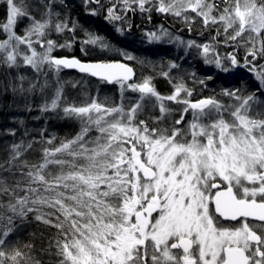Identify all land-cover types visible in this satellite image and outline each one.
<instances>
[{
    "label": "snow or ice",
    "instance_id": "1",
    "mask_svg": "<svg viewBox=\"0 0 264 264\" xmlns=\"http://www.w3.org/2000/svg\"><path fill=\"white\" fill-rule=\"evenodd\" d=\"M5 3L7 19L0 25V31L7 38L0 41V65L19 68L22 60L37 78L52 72L59 74L62 68H75L119 84L122 98L125 90L139 93V98L127 108L123 102L108 106L98 98H91L81 106L63 107L66 117L80 122V130L58 147L43 148L39 163L30 164L23 159L32 149L33 141L12 144L0 170L10 172L15 168L26 182L17 180L14 186H9L0 179V197H9L7 203L0 202V264H21L25 258L18 248L11 254L5 248L15 231V220L23 221L34 211L40 213L35 217L37 220L56 228L63 236V240L56 242L57 255L62 257L59 264H264V234L257 231L264 229V118H261L264 113L252 115L258 102L256 95L241 96L239 89H224L221 95L235 103H222L215 96L193 101L190 99L193 90L181 80L173 84L170 95L164 96L152 85L151 77L134 82L133 68L126 63H83L75 58H58L52 55L54 50L70 47L71 43L58 44L47 38L51 19L37 21L15 0ZM53 3L54 0H45L43 4L49 9L45 13L49 18L54 15ZM83 3L86 10L91 5L97 6L90 9L91 15L106 9L105 19L109 21H124L128 12L138 9L141 13L155 10L183 17L191 25L194 17L186 15L190 11L202 18L205 28L222 25L226 44L237 42L246 32L255 33L245 42L252 47L243 65L234 53L225 58L217 54L210 59L209 44L189 41L188 47L201 48L205 63H215L222 71L228 70L223 59L230 60L234 67L251 65L249 71H254L264 86V71H257L247 59L264 58V2L83 0ZM21 17L31 21L24 36L14 31ZM54 28L57 33H74L76 25L58 20ZM220 34L218 27L217 36ZM147 35L150 41L161 39L155 32ZM83 43L107 47L102 37L93 34H88ZM36 44L44 50L38 52ZM21 45L26 46L27 52L21 50ZM123 55L127 60L135 59L127 53ZM169 67L178 65L170 63ZM162 75L167 78L169 73ZM19 80L18 88L12 86L14 92H34L39 87L42 93L48 87L45 79L39 85L29 82L24 89L25 77L20 76ZM62 92L63 86L58 82L55 97L50 104L45 102L41 111H56ZM165 101L184 105L171 129L149 127L146 120L139 119L146 104L152 103L153 107L158 105L160 113L153 120L157 124L165 121L171 112ZM189 113L191 120L185 131L183 125ZM54 139H47L46 144L51 145ZM53 166L58 169L55 174L50 171ZM19 192L24 195H18ZM36 205L51 211L41 212ZM249 220L262 223L250 224ZM224 221H235L239 226L225 225Z\"/></svg>",
    "mask_w": 264,
    "mask_h": 264
},
{
    "label": "rangeland",
    "instance_id": "2",
    "mask_svg": "<svg viewBox=\"0 0 264 264\" xmlns=\"http://www.w3.org/2000/svg\"><path fill=\"white\" fill-rule=\"evenodd\" d=\"M62 0H54L53 4L58 5V2ZM18 6L25 7L26 10L29 12V14L37 21L43 22L44 20H47L45 16L46 7H44V11L39 12V8L43 7V4L45 0H23V3H21V0H15ZM70 3L77 4L78 2L81 3L82 6H85L83 3V0H69ZM103 2H107V0H103ZM230 2H233V0H230ZM260 2V1H258ZM217 3H220V0H217ZM38 6H37V5ZM28 6V7H27ZM224 5L221 4V7ZM7 7V4H6ZM31 7V8H30ZM96 5L89 6V9L96 8ZM135 7V5H133ZM49 10V9H48ZM47 10V11H48ZM52 10V9H51ZM106 9L100 11V14L95 15L97 16L96 19L99 20V18L103 19L105 18ZM87 14H90L89 12H86ZM117 14H121V12H118ZM91 15V14H90ZM129 15L134 20L144 18V21H141V24L136 25L133 21L132 26L127 29V26L124 28V33L127 34V37H123L121 31H117V36L119 37V42L125 45V43L129 46H132V52L127 53L131 56H133L135 59H132L134 62L138 63L141 62L148 67H151L149 69V72H142L141 70V64H139V72L138 75L140 77L139 81L142 82L143 79L147 78L148 74L155 73L153 69L157 67L164 68L167 73H169V76L164 78L166 80L159 81L157 79L152 78V85L155 87L158 93L161 95L167 96L170 95L173 91V84L178 83L181 80L185 83V85L188 88L195 89H202V88H208L210 91L213 92H207L211 96H215L218 100H220L222 103H235L234 101H230L228 97L221 95L222 90L229 89V90H237L239 89V94L241 96H248L250 94H255L258 98L257 105L254 106L252 115H255L256 112L264 113V95H261V92H264V86L260 84V81L256 77V73L254 71H249V65L248 67L240 66V67H234L231 64V61L228 59H223V66L227 68V71H222L221 69L217 68L215 63H205V58L202 54V49L197 47H188V42L193 41L197 45H204L209 44L211 46V50L209 52V58L214 59L217 54L221 58H225L228 56L230 52V48H228L226 43H224L225 36L223 34V26H209L208 28H205L203 24V20L200 17H196L195 13L187 12L186 15L189 17H194V20L192 21L191 25L186 23L183 19V17H176L171 14H162L158 13L155 10L151 12H144L141 13L138 9L135 12H128L127 17L130 20ZM94 16V15H92ZM23 18V19H22ZM7 19V16H6ZM23 20V23H18L19 20ZM129 20H125V22H128ZM6 22V21H5ZM116 21H110L109 23L113 24ZM31 21L26 17H21L17 19V24L14 27V31L17 35L24 36L26 34V29L29 27ZM220 29L221 34L217 36V29ZM193 29L196 33H193ZM155 32L158 35H161V39L159 41H150L148 38V33ZM162 32H167V35H162ZM190 33V34H188ZM193 33V34H192ZM59 33L55 31V28L53 26V30L51 28L48 29V35L47 38L53 39L58 44H65L63 42L62 38H59ZM197 34V35H194ZM3 38L0 39V41L7 38V34L3 32ZM249 36H255V33H249L246 32L242 38H239L237 42H230L229 45H232L233 48L235 47L234 44H236V47L238 49L239 54H241V58L239 62L243 61L245 59L246 53L249 48L252 47L250 43L246 44L245 42L248 40ZM213 37H216V39H213ZM262 37H264V33H262ZM35 39V37H33ZM125 42V43H124ZM36 50L38 52H42L44 49L39 45H34ZM257 47H259V42L257 41ZM70 47H57L52 55L57 56V53H60L64 50H67ZM101 48V47H98ZM169 49V53L166 52V49ZM21 50L24 52H27V48L25 45H21ZM128 51V50H127ZM164 51V52H163ZM242 52V53H241ZM30 54V52L28 53ZM125 57V56H124ZM247 59L251 60L253 64L256 66L257 71H264V68L261 66H264V58H257L256 60H252L251 56H248ZM127 60V59H125ZM130 60V61H132ZM165 61V63H164ZM167 61V62H166ZM167 63V64H166ZM175 63L178 65L177 68H170L169 64ZM258 63V64H257ZM244 63L240 64L243 65ZM6 69H9L5 66H3ZM22 67V68H21ZM23 64V61H20V67L21 69L26 68ZM31 69L30 67H28ZM63 69V68H62ZM32 70V69H31ZM9 71H12L9 69ZM34 71V70H32ZM45 71H48L47 68H45ZM214 71V75H212V72ZM79 75H82L80 80L84 83L89 84L91 87H86L85 89H79V98H76L74 96L70 97V101L68 103L67 97L64 95L63 101H60V107L56 111H47L44 112L46 119H44V122L42 121V124L44 127H47V125L50 123V121H53L52 123H64L67 124V127H65V130L68 129L67 132H70V136L67 139L73 138L76 133L80 130V122L74 118L66 117L63 113V107L75 104L77 106L84 105L86 103H89L91 98H98L99 102L106 103L108 106H112L113 104H120L121 102L124 103L125 107H130L132 103H134L139 98V93H133L129 90H125L123 92V98L121 94V88L120 85L117 83H114V85L110 84L112 87L109 89H105L104 92H101L102 88H100V85L96 83V79H94V83L90 82L86 77H91L87 73H79L77 71H72ZM35 73V72H34ZM145 73V75H144ZM194 74V75H193ZM216 75V76H215ZM43 76V75H42ZM61 76L60 72L59 74H56L52 72L49 74V78L53 80V82L58 80V78ZM86 76V77H85ZM152 76V75H150ZM163 76V75H161ZM160 78L159 76H157ZM208 77H211V79H207ZM92 78V77H91ZM241 78V79H240ZM93 79V78H92ZM193 79V84L191 83ZM237 79V80H236ZM170 80L172 81L170 83ZM188 82H187V81ZM199 80H205V84H200ZM225 81L227 84H221L220 81ZM59 81V80H58ZM191 83V84H190ZM212 83V84H211ZM158 84H162V87L158 89ZM83 85V84H82ZM167 85L166 87H164ZM90 88V89H89ZM70 90V91H69ZM68 90V93L70 92H76L75 85L71 86ZM66 91L63 89V92ZM62 92V93H63ZM90 92V93H89ZM3 93V91H1ZM90 95V96H89ZM81 98V99H80ZM205 98V97H202ZM75 99V100H74ZM77 99H80L79 101H83L84 104H79ZM191 99V98H190ZM201 99V98H199ZM73 100V101H72ZM195 101V100H193ZM154 98L153 102L154 103ZM67 103V104H66ZM152 103H147L145 106V109L140 114L139 119H144L149 124V127H165L167 126L169 129H171V126L174 124V121L176 119H179L180 113L184 107L182 104H176L172 103L170 101H165V103L168 105V107L171 109L170 114H168L165 121H163L160 124H157L154 120V116H159V108L158 105L156 107L152 106ZM50 104V103H49ZM57 112V114H56ZM43 113V114H44ZM47 113H49L47 115ZM48 116V118H47ZM51 118V120H49ZM230 119V117H228ZM264 118V117H261ZM191 120V114L189 113L186 116V120L184 122V130H188V122ZM46 124V125H45ZM42 130V131H41ZM39 134L40 136H43V148L49 147L54 148L58 147L62 141H65L67 139H57L55 137H49L45 135V131L47 129H41ZM43 133V135H42ZM95 133H93L94 135ZM50 138H55L53 140V143L51 145L46 144V140ZM42 159V152H40ZM51 172L55 174L58 169H56L54 166L50 168ZM226 186V185H225ZM242 194V193H241ZM156 214H154L155 216ZM250 223V222H249ZM262 223V222H261ZM250 224H260V223H250ZM232 226H239V224H234ZM258 233L264 234V229L257 228ZM177 251V250H173Z\"/></svg>",
    "mask_w": 264,
    "mask_h": 264
},
{
    "label": "trees",
    "instance_id": "3",
    "mask_svg": "<svg viewBox=\"0 0 264 264\" xmlns=\"http://www.w3.org/2000/svg\"><path fill=\"white\" fill-rule=\"evenodd\" d=\"M258 1L264 2V0ZM44 10V7H40L38 11L42 12ZM47 10L48 9H46L45 13L49 11ZM89 10L90 9L86 10V7L82 6L79 2L77 4H73L70 3L69 0H62L58 2V5L53 4L51 11L54 13V15H52L51 18L45 15L47 18L51 19L50 28L52 30L53 26L58 20H68L70 22V26L71 23H75L76 25L74 33L62 32L58 34L59 38H62L65 44L71 43V46L67 50L57 53V56H75L84 61L107 62L113 60H124L130 63L135 70V77L133 81H139V64H141L142 72H149V69L151 67H148L141 62L136 63L133 60H125L123 54L131 53L133 50L132 46L127 45L125 42V45L120 43L118 40L121 36L118 37L116 34L117 28H122L124 30L129 21H116L115 23L111 24L109 23L110 21L106 20L105 18H99L98 20L96 19L97 16L87 14L86 12H89ZM121 15H123V13H121ZM6 16L7 7L5 0H0V25L5 23ZM22 19L19 20L18 23H23ZM126 19L129 20V18ZM141 21H144V18L134 20L135 23ZM123 30L121 31L123 37H127V34H123ZM192 32L196 33L194 29ZM88 34L102 37L104 43L107 44V47L98 48V45L84 44L83 41L88 39ZM3 37V31H0V39H2ZM234 45V48L229 44H226L225 46L230 48V52L232 51L231 53L236 54L238 60H240L241 54H239L236 44ZM82 48L84 49L83 51ZM165 51L168 52L169 49L167 48ZM244 60L241 61L240 64L244 63ZM21 68H13L10 69L12 71H9V69H6L3 67V65H0V163H3L8 159L12 144L20 143L21 140H23L25 143L33 141L32 149L25 154L23 159L27 160L30 164L41 162L40 152H42L43 150L42 145L44 141L42 138L43 136H40L41 134H39V131L45 128L47 129L45 131L46 136L55 137L59 140L61 138L67 139L70 136L69 134L71 132H67L68 129L65 130L67 124L60 122L52 123L53 121H50L47 127H44L42 121L44 122L46 116L45 113L41 111V106L45 102L50 103L51 100L55 97V90L58 82L63 86V89L66 90L62 93V101L64 99V95L66 94L65 96L67 97L68 103L71 96L79 98V89L81 90L85 89L86 87H90L89 84L87 85V83H84L80 80L82 75H79L75 72L66 71L65 69H61V76L58 78L59 81L55 79V81L53 82V80L48 77L49 75L47 77L41 75L39 76V78H37L36 73H34V71L29 69L28 67L23 69ZM153 70L155 72L154 74L147 73L146 76L157 79L159 81L166 80L164 76H161L162 73L166 72L164 68L156 66V68ZM212 75H214V71L212 72ZM20 76L25 77V80L22 82V86L24 89H27L29 87V82H36L39 85L44 83L45 79L48 80V87L45 88L42 93L40 92L39 87L34 92H14L12 87L13 84H15L17 88L21 85V81L19 80ZM157 76H159L160 78H158ZM86 78L90 82L94 83V79H92L91 77L88 76ZM194 81L192 79L191 83L193 84ZM220 82L221 84H227L222 80ZM96 83H98L100 85V88H102L101 92H104L106 88L110 89L112 87L111 85H107L100 81H96ZM72 85H75V90L77 91L73 93L70 92L69 94L68 90ZM166 86L167 85H165L164 87ZM161 87L162 84H158V89ZM1 91H3V93H1ZM207 92L211 93L213 91H210V89L208 88H193L191 99L197 100L202 97H208L210 94ZM80 99H77V102L80 105L84 104L83 101H79ZM48 114L49 113H47V115ZM49 120H51V118ZM13 132L15 133V135L12 134ZM13 173H15V175ZM0 179H3L9 186H14L17 180L26 182V178H22L15 168H13L10 172L0 170ZM18 195L23 196L24 193L19 192ZM8 199L9 197L7 196L0 197V202L7 203ZM35 207L40 209V211L44 213L51 211L50 209L41 207L39 205H36ZM38 214L40 213L34 211L29 213L27 218L23 221L19 219L15 220V231L9 237V243L5 248V251L11 254L13 249L18 248L22 253H24L25 257L21 261V264H59V261L62 259V257L57 255L58 249L56 247V242L57 239L63 240V236L58 232L56 228L43 223L41 220H37L35 217ZM6 264H8V262H6Z\"/></svg>",
    "mask_w": 264,
    "mask_h": 264
},
{
    "label": "water",
    "instance_id": "4",
    "mask_svg": "<svg viewBox=\"0 0 264 264\" xmlns=\"http://www.w3.org/2000/svg\"><path fill=\"white\" fill-rule=\"evenodd\" d=\"M56 57H58V58H68V59H72V58H75V59H79V58H77V57H75V56H56ZM80 60V59H79ZM81 62H83V63H97V62H104V61H84V60H80ZM121 62V63H126V62H124V61H120V60H114V61H107V62H104V63H109V62ZM129 67H132V65L130 64V63H126ZM133 68V67H132ZM63 69H65V70H74V71H77V72H79V73H82V72H80L78 69H75V68H63ZM133 72H134V76H133V79H134V77H135V71H134V69H133ZM90 75V74H89ZM92 77H94V76H92ZM94 78H98V77H94Z\"/></svg>",
    "mask_w": 264,
    "mask_h": 264
},
{
    "label": "flooded vegetation",
    "instance_id": "5",
    "mask_svg": "<svg viewBox=\"0 0 264 264\" xmlns=\"http://www.w3.org/2000/svg\"><path fill=\"white\" fill-rule=\"evenodd\" d=\"M129 17H130V20H129V24H128V26H132L133 25V21H134V17L132 18L130 15H129ZM136 25H138V24H141L140 22H137V23H135ZM127 26V25H126ZM127 26V29L129 28ZM226 187V186H225ZM213 207H214V205L212 206V211L214 212V210H213ZM155 214V213H154ZM153 214V215H154ZM241 219H243V218H241ZM249 222L251 223H254V222H256V223H261V222H258V221H252V220H249ZM225 225H234V224H236L237 222H235V221H224L223 222Z\"/></svg>",
    "mask_w": 264,
    "mask_h": 264
},
{
    "label": "bare ground",
    "instance_id": "6",
    "mask_svg": "<svg viewBox=\"0 0 264 264\" xmlns=\"http://www.w3.org/2000/svg\"><path fill=\"white\" fill-rule=\"evenodd\" d=\"M114 61V60H113ZM120 61H124V60H120ZM124 62H126V63H128L127 61H124ZM134 69V68H133ZM66 71H70V72H72V71H74V70H66ZM135 71V70H134ZM91 76V75H90ZM92 77V76H91ZM93 79H96L97 81H100V82H103V83H105V84H107V85H114V83H108V82H106V81H103V80H101L100 78H94V77H92ZM213 210L215 211V209H214V207H213Z\"/></svg>",
    "mask_w": 264,
    "mask_h": 264
}]
</instances>
